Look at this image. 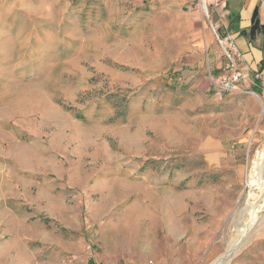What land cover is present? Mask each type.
I'll return each instance as SVG.
<instances>
[{"label": "rangeland", "instance_id": "1", "mask_svg": "<svg viewBox=\"0 0 264 264\" xmlns=\"http://www.w3.org/2000/svg\"><path fill=\"white\" fill-rule=\"evenodd\" d=\"M166 1L0 0V264H264L261 101Z\"/></svg>", "mask_w": 264, "mask_h": 264}, {"label": "crops", "instance_id": "2", "mask_svg": "<svg viewBox=\"0 0 264 264\" xmlns=\"http://www.w3.org/2000/svg\"><path fill=\"white\" fill-rule=\"evenodd\" d=\"M169 1L177 3L187 0H167L166 2ZM256 8H258L259 24L264 27V0H229L225 7L227 26L225 33L233 35L236 48L241 54L238 64L244 74L241 88L258 95L264 112V32L260 30L251 32V18ZM221 33L224 32L221 31ZM206 42L210 44L211 40L208 38ZM213 46L210 48L211 57L209 55L207 57V68L204 72L208 83L210 77L221 75L224 63L221 53ZM198 58L199 55L196 53L193 61L196 62Z\"/></svg>", "mask_w": 264, "mask_h": 264}, {"label": "built area", "instance_id": "3", "mask_svg": "<svg viewBox=\"0 0 264 264\" xmlns=\"http://www.w3.org/2000/svg\"><path fill=\"white\" fill-rule=\"evenodd\" d=\"M228 2L229 0H191L192 6L198 9L208 24L224 59L221 75L209 79L211 90L219 99L226 94L240 92L244 80V74L238 66L241 54L236 48L233 35L225 33L227 31L225 7ZM221 31L224 33L222 34Z\"/></svg>", "mask_w": 264, "mask_h": 264}, {"label": "bare ground", "instance_id": "4", "mask_svg": "<svg viewBox=\"0 0 264 264\" xmlns=\"http://www.w3.org/2000/svg\"><path fill=\"white\" fill-rule=\"evenodd\" d=\"M257 160L259 161L258 168L255 170L254 173L248 176L247 186L249 187V192L248 194L245 195L246 196L245 203H244L245 206L238 219L240 233L241 232L244 233L249 228V226L246 223L241 224L243 221L242 218L244 217L243 215L247 213L249 215H252L254 213L261 212L262 209L264 208V200H263V197H264V156L261 154ZM238 234L236 235L238 236ZM239 238L240 237H237L234 243L236 242L238 243L240 241Z\"/></svg>", "mask_w": 264, "mask_h": 264}, {"label": "water", "instance_id": "5", "mask_svg": "<svg viewBox=\"0 0 264 264\" xmlns=\"http://www.w3.org/2000/svg\"><path fill=\"white\" fill-rule=\"evenodd\" d=\"M258 30L264 32V27L259 24L258 8H256L251 18V32H257Z\"/></svg>", "mask_w": 264, "mask_h": 264}]
</instances>
